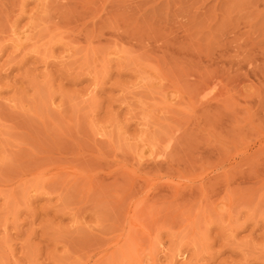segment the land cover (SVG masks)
<instances>
[{
	"label": "rangeland",
	"instance_id": "obj_1",
	"mask_svg": "<svg viewBox=\"0 0 264 264\" xmlns=\"http://www.w3.org/2000/svg\"><path fill=\"white\" fill-rule=\"evenodd\" d=\"M0 144V264H264V0H0Z\"/></svg>",
	"mask_w": 264,
	"mask_h": 264
},
{
	"label": "bare ground",
	"instance_id": "obj_2",
	"mask_svg": "<svg viewBox=\"0 0 264 264\" xmlns=\"http://www.w3.org/2000/svg\"><path fill=\"white\" fill-rule=\"evenodd\" d=\"M20 47V46H19ZM21 48V47H20ZM20 50V49H19ZM1 145V144H0ZM1 147V146H0ZM6 162V161H5ZM41 168H39V170H40ZM43 170H44V168H42ZM45 169H46V167H45ZM38 170V169H37ZM41 171V170H40ZM45 171V170H44ZM22 172V171H21ZM38 172V171H37ZM23 175V174H22ZM35 176H37V175H35ZM41 177H40V175H38V178L37 179H39L40 180V183L42 182L43 183V181H41V179L43 180V178L44 177H42L41 179H40ZM35 179V178H34ZM37 179H35V181L37 180ZM32 182V181H31ZM37 183H39L38 181H36ZM36 183V184H37ZM33 185V184H32ZM41 185V184H40ZM33 187V186H32ZM46 187V186H45ZM30 188V187H29ZM33 189H37V188H35V187H33ZM30 190V189H29ZM37 190H39V189H37ZM31 192V191H30ZM33 192V191H32Z\"/></svg>",
	"mask_w": 264,
	"mask_h": 264
}]
</instances>
